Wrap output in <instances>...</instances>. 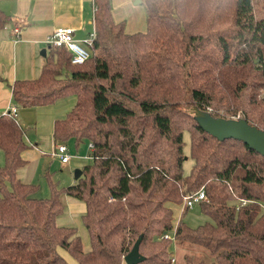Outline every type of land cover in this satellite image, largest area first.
Wrapping results in <instances>:
<instances>
[{"label": "trees", "instance_id": "16d2710c", "mask_svg": "<svg viewBox=\"0 0 264 264\" xmlns=\"http://www.w3.org/2000/svg\"><path fill=\"white\" fill-rule=\"evenodd\" d=\"M142 2L146 29L128 32L112 0H94L91 56L73 64L65 47H49L39 76L14 81L22 107L76 95L53 136L94 149L75 183L50 180V196L38 197L39 184L18 173L28 163L25 130L0 116V264H71L63 251L78 264H127L141 234L146 258L137 264H264V155L242 140L218 139L196 119L207 110L264 129V0ZM10 21L0 8V28ZM202 187L201 210L211 220L175 224L174 205ZM62 193L85 202L88 249L76 226L57 221ZM173 241L205 254L176 263Z\"/></svg>", "mask_w": 264, "mask_h": 264}, {"label": "crops", "instance_id": "0c3cea01", "mask_svg": "<svg viewBox=\"0 0 264 264\" xmlns=\"http://www.w3.org/2000/svg\"><path fill=\"white\" fill-rule=\"evenodd\" d=\"M135 3L139 2L112 0L113 16L115 20L125 22L128 32L143 31L147 25L146 9ZM0 8L11 17V21L0 28L1 116L11 105L16 104L12 89L14 81L32 79L41 73L50 49L47 38L55 29L74 27L76 37L82 39L95 28V4L94 0H0ZM42 49L47 50L46 55L41 53ZM76 101V95H69L54 104L35 107L16 104L17 120L25 130L24 139L28 143L22 152L28 163L18 171L23 181L31 182L30 171H26V168L35 158L40 160L45 154L54 156V122L66 115ZM77 208H82V205L79 204ZM63 254L73 258L66 251Z\"/></svg>", "mask_w": 264, "mask_h": 264}, {"label": "rangeland", "instance_id": "374dc122", "mask_svg": "<svg viewBox=\"0 0 264 264\" xmlns=\"http://www.w3.org/2000/svg\"><path fill=\"white\" fill-rule=\"evenodd\" d=\"M136 0H134L135 2ZM145 8V4L141 1L139 3H135ZM146 9V8H145ZM237 118V117H235ZM69 145V152L71 154H75L71 158V160L67 163H63L59 157L57 156H49L44 155L43 158L38 160L35 158L26 168V171L29 169L30 176L32 178V183H38L40 189L35 193L38 197H48L51 194V182L50 180L57 182L59 187L67 186L71 182H76L75 172L77 169H81L84 165L91 163L93 161V157L90 155V142L88 140H84L78 147L75 145L74 141L67 142ZM190 149V136L189 132L185 131V152L188 155ZM0 163H4V157L2 151L0 149ZM46 163V164H45ZM193 164V159L189 157L184 164L185 172L188 173ZM45 168H42L44 167ZM51 174H47V173ZM1 195V193H0ZM62 200L65 204V210L63 214H61L57 221L61 225H70L76 226L78 228V232L82 237L83 243L85 247L88 249L90 247V236L89 232L82 220V214L85 212V202L71 196L66 193H62ZM82 205V208L78 209L77 206ZM187 206H185V202L181 205H174V223L177 224L180 221V218H183V221L188 223L191 226H197L206 222L207 220H211L209 216L204 214L201 210L200 202H197L193 207H190L188 211L183 215L184 210ZM172 235V232L170 233ZM191 244L186 242H176L173 241L172 244V252L173 258L176 263L181 262L185 256V254H194L197 257L203 256L205 252L203 248L198 246H190ZM65 258L71 264H78L76 260L69 257L68 255H64Z\"/></svg>", "mask_w": 264, "mask_h": 264}, {"label": "water", "instance_id": "95a60500", "mask_svg": "<svg viewBox=\"0 0 264 264\" xmlns=\"http://www.w3.org/2000/svg\"><path fill=\"white\" fill-rule=\"evenodd\" d=\"M136 1L140 2L141 0ZM46 51V49H42L41 53L46 55ZM196 119L207 132L218 139L224 140L233 137L242 140L264 155V129L251 124L246 119L214 116L207 110H199ZM81 175L82 169H77L75 178L78 179ZM142 238L143 234L139 236L132 249L125 255L124 259L127 264H137L146 258L140 251Z\"/></svg>", "mask_w": 264, "mask_h": 264}, {"label": "built area", "instance_id": "2783aa9c", "mask_svg": "<svg viewBox=\"0 0 264 264\" xmlns=\"http://www.w3.org/2000/svg\"><path fill=\"white\" fill-rule=\"evenodd\" d=\"M94 26L95 28L82 39L76 37V29L74 27L57 28L47 38V45L48 47L55 48L65 47L71 54V62L73 64L83 63L92 54V47L97 34L96 25ZM16 31H19V29L16 28ZM5 114H9L10 116L17 118L18 106L16 104L11 105L9 109L5 111ZM93 149L94 145L90 143V151H92ZM69 150L70 148L67 142H59L55 144L52 154L59 157L63 163H67L73 156H75V154H71ZM205 198V189L202 187L196 193L187 195L185 197V206L189 208L193 207L197 202H201ZM245 202L246 201L243 200V203Z\"/></svg>", "mask_w": 264, "mask_h": 264}]
</instances>
